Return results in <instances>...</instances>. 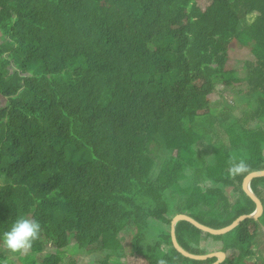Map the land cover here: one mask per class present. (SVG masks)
Here are the masks:
<instances>
[{"label":"trees","instance_id":"trees-1","mask_svg":"<svg viewBox=\"0 0 264 264\" xmlns=\"http://www.w3.org/2000/svg\"><path fill=\"white\" fill-rule=\"evenodd\" d=\"M197 1L0 0V242L27 216L42 227L31 264H64L71 240L79 251L99 246V264H118L124 231L145 264L217 260L178 254L166 215L219 229L255 209L241 182L264 170V0ZM229 40L252 56L242 77L216 50ZM196 72L209 89L197 87ZM234 85L256 105L228 124L209 97ZM217 124H228L227 144L213 143ZM241 159L248 171L230 176L229 161ZM260 184L249 186L263 215ZM259 220H243L224 245L256 248L254 261L238 252L221 264H264ZM150 221L167 230L146 242ZM173 229L191 254L203 234L222 240L185 221ZM0 264L12 261L0 252Z\"/></svg>","mask_w":264,"mask_h":264},{"label":"rangeland","instance_id":"rangeland-1","mask_svg":"<svg viewBox=\"0 0 264 264\" xmlns=\"http://www.w3.org/2000/svg\"><path fill=\"white\" fill-rule=\"evenodd\" d=\"M197 4L204 9L209 3L207 0H199ZM1 42V39H0ZM217 51L224 53L225 57V66L229 72L237 73L239 76L242 77V66L243 63L246 61H253L252 56L248 50L238 43L232 41H219L218 46L216 48ZM194 81L198 88L202 90L209 89L208 79L206 76L201 74L200 72H196L194 74ZM244 86L242 85H234L231 89H225L223 86H217L216 92L209 97L210 101V108L212 109L213 113L219 114L220 116L223 113H228V117L230 124L233 120L238 119L241 115L248 114L250 109L255 107V99L254 98H247L244 96ZM4 99L0 97V107L4 103ZM220 118V117H219ZM220 122V120H219ZM228 124H223V127H219L218 124L214 128L215 129V137L213 138V143L221 144L228 142V136L225 132L226 128H228ZM252 127H256V123L251 125ZM161 157L157 160L155 172L158 169V164L160 163ZM4 184L2 178H0V186ZM259 189L262 190V194L264 197V184H260ZM231 201H234L235 197L238 196L232 188H228L225 192ZM261 197V196H260ZM263 197H261L263 199ZM174 214L168 213L166 217L172 218ZM259 222L257 223L260 227L261 231H264V214L261 215ZM150 226L147 231L146 242L150 240H154L156 235L163 230H167L166 226H162L158 228L156 222L150 221ZM120 248L123 253V257L118 260V264H145V262L131 252V238L132 234L129 231H124L120 234ZM202 237H208L206 241H201L199 245H189L190 249L196 250L198 255L209 254L210 252H219L224 251L228 257H231L233 254L237 255L238 252H242L247 255V262H253L254 258L257 256L256 248H248L242 247L241 249L234 250V249H227L225 251V244L231 243L234 241L235 232L231 231L222 236L221 243H212L211 237L207 234H203ZM203 239V238H202ZM222 244V245H221ZM254 246V245H253ZM0 252L7 257L9 261H12V264H31L34 260L35 262L40 261L42 255H33L31 251L27 254H19V253H12L10 252L2 242H0ZM53 253L54 249L51 246H46L44 253ZM63 263L64 264H99L103 258V252L100 250L99 246H92L87 248L86 250H77L71 240L70 245L67 249L62 252Z\"/></svg>","mask_w":264,"mask_h":264},{"label":"water","instance_id":"water-1","mask_svg":"<svg viewBox=\"0 0 264 264\" xmlns=\"http://www.w3.org/2000/svg\"><path fill=\"white\" fill-rule=\"evenodd\" d=\"M261 177H264V170L250 172L243 178L241 182V189L244 192V194L248 196L251 199V201L255 204V209L251 214L241 215L237 217L230 225L226 227L215 229V228H211L206 225L200 224L197 221L191 219L190 217L184 214L173 215L169 223V237H170V242H171L173 249L178 254H180L182 257L190 259V260L206 261L208 259L216 258L217 260L213 264H221L222 262H224L227 258V255L224 251L198 255V254H191L189 252L182 250L175 242L174 229H173L174 225L178 221H185L189 223L191 226H193L194 228L202 232H206L212 236H223L233 231V229L236 228L243 220L251 219V218L258 219L262 215L263 206H262L261 201L253 194L249 185L252 179L261 178Z\"/></svg>","mask_w":264,"mask_h":264},{"label":"clouds","instance_id":"clouds-1","mask_svg":"<svg viewBox=\"0 0 264 264\" xmlns=\"http://www.w3.org/2000/svg\"><path fill=\"white\" fill-rule=\"evenodd\" d=\"M248 164L244 160H230L228 173L235 177L248 171ZM42 232L39 221L34 218L21 216L3 233L2 243L12 253L27 254ZM159 264H166L160 260Z\"/></svg>","mask_w":264,"mask_h":264},{"label":"crops","instance_id":"crops-1","mask_svg":"<svg viewBox=\"0 0 264 264\" xmlns=\"http://www.w3.org/2000/svg\"><path fill=\"white\" fill-rule=\"evenodd\" d=\"M211 242L212 243H221L220 241H214L213 239H211ZM222 245V244H221ZM220 252V251H219ZM210 253H212V252H210Z\"/></svg>","mask_w":264,"mask_h":264}]
</instances>
